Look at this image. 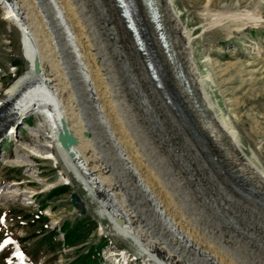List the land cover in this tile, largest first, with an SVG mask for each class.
I'll return each instance as SVG.
<instances>
[{"label":"bare ground","instance_id":"obj_1","mask_svg":"<svg viewBox=\"0 0 264 264\" xmlns=\"http://www.w3.org/2000/svg\"><path fill=\"white\" fill-rule=\"evenodd\" d=\"M3 1L10 7L9 14L16 17L23 27L34 67L7 90V96L2 100L0 139L31 112L47 116L54 126L57 125L53 129L57 130L59 138L65 136L69 141L71 136L68 153L72 166L81 173L90 196L103 200L105 212L118 223L124 236L138 240L148 254L160 258L165 264H224L215 257L209 241L201 238L200 227H209L213 219L212 190L225 191L223 185L234 183L232 176L222 168L224 165L232 171L239 164H245L248 172L263 184L264 169H260L254 154L249 157L244 153L240 134L231 121L216 115L212 98L205 90L207 82L195 61L193 31L183 23L177 1L159 0L165 28L184 72L206 108L215 113L223 132L216 130V124L203 123L159 55L164 73L171 82V92L178 103L174 113L169 110L155 89L145 65L143 67V58L136 51L132 37L120 18L118 20L114 0ZM246 20L247 23L243 22ZM227 21L264 27L260 16L248 13L219 15L211 26ZM142 24L152 39L144 20ZM102 41L117 49L123 65L102 66L96 61L93 50H100ZM34 43L36 47L32 46ZM31 50H34L33 54ZM104 73L107 74V82ZM118 78L120 83L131 84L138 101L118 90L121 87L117 85ZM117 99L126 108L127 119L132 116L133 107H137L144 121L149 115L156 124L160 118L164 119L178 145L169 147V161L159 160L150 166L146 164L148 162L141 161L119 122L115 108ZM177 116L184 118L202 136L209 135L212 141L217 137L216 140H226L227 145L235 146L232 153L227 150L230 153L227 162L217 163L220 177L182 132ZM157 125L160 127L159 123ZM159 133H151V137L157 141L161 155L167 152L163 141H168V145L170 141L162 139ZM53 141L59 143L58 138ZM179 150L189 155L186 162L178 157ZM160 177L166 179L163 181L167 183V189L170 186L175 189L187 211L194 216L195 223L172 202ZM168 183L171 185L167 186ZM217 216L220 217L219 214Z\"/></svg>","mask_w":264,"mask_h":264},{"label":"rangeland","instance_id":"obj_2","mask_svg":"<svg viewBox=\"0 0 264 264\" xmlns=\"http://www.w3.org/2000/svg\"><path fill=\"white\" fill-rule=\"evenodd\" d=\"M176 1L183 23L193 31L195 61L207 82L205 90L212 98L216 115L231 121L240 134L244 153L249 157L254 154L260 169H264V27H249L233 21L211 26L219 15L230 13L254 14L264 21V0ZM9 12L8 4L0 0V104L7 90L34 67L23 27ZM100 45V50H93L100 65H123L116 48L105 42ZM32 46L36 47L35 43ZM31 52L33 54L34 50ZM119 78L118 90L138 101L131 84L120 83ZM104 79L107 82L106 73ZM124 90L127 93L124 94ZM113 97L117 95L114 93ZM117 101L119 122L141 161L148 162L147 165L159 160L169 161V147H175L177 142L164 119H159L161 128L148 114L144 121L137 107H133L132 116L127 119L126 108L119 99ZM17 125L0 139V264H71L79 254L99 245H102L99 264H165L148 254L138 240L124 236L118 223L105 212L103 200L90 196L81 173L69 160L68 151L53 141L59 139V133L53 129L57 125L54 126L50 118L31 112ZM157 132L162 139L170 141L169 145L168 141H163L167 152L161 155L157 141L151 137V133ZM65 133L70 136L66 130ZM178 152V157L186 162L189 155ZM238 164L240 166L232 171L227 165L222 167L234 180L223 185L225 191L216 192L211 187L213 219L209 227H200L201 238L209 241L215 257L224 264H264V249H261L264 247V184L248 172L245 164ZM160 178L172 202L194 222V216L187 211L175 189L169 183L167 189L163 181L166 179ZM62 187L65 189L61 194L48 197L50 192ZM73 194L83 204L82 216L71 203ZM39 210L43 215L40 218ZM67 222L82 224L77 246L63 244L61 232ZM51 232L59 234L54 243L59 246H55L54 252L50 245L40 242L42 233L48 236Z\"/></svg>","mask_w":264,"mask_h":264},{"label":"water","instance_id":"obj_3","mask_svg":"<svg viewBox=\"0 0 264 264\" xmlns=\"http://www.w3.org/2000/svg\"><path fill=\"white\" fill-rule=\"evenodd\" d=\"M114 2L119 14L118 16L132 37L133 44L137 49L136 51L143 58L146 71L154 82L155 89L159 92L169 110L174 113L178 103L171 92V82L164 73L159 55L167 64L172 79L181 87L182 92L192 103L194 110L199 114L203 123L205 125L216 124V130L223 132L215 113L207 109L201 101L189 77L184 72L177 54L173 50L171 38L165 28L163 15L160 11L159 0H114ZM142 20L150 28L152 39L147 30L143 29ZM177 119L182 132L195 144L205 162L215 169L217 171L216 174L220 177V171L218 172L220 167L217 163L219 161L227 162L235 146L231 145L230 147V145H227L226 140H216L217 137L215 141H212L209 139V135L202 136L201 132L196 131L188 125L184 118L177 116ZM62 128L63 124H61ZM63 137L60 136L58 141L63 148L69 151V146H71L72 142L67 141L65 136ZM227 150L230 153H227ZM71 203L76 209L77 214L82 216L84 208L74 194L71 195Z\"/></svg>","mask_w":264,"mask_h":264},{"label":"trees","instance_id":"obj_4","mask_svg":"<svg viewBox=\"0 0 264 264\" xmlns=\"http://www.w3.org/2000/svg\"><path fill=\"white\" fill-rule=\"evenodd\" d=\"M65 187L58 188L56 190H53L50 192V195L48 197L59 195L63 192ZM45 207V204L42 205V208ZM39 218L43 215L41 212H39ZM82 227L81 222H77V224L72 225L70 222H67L64 224L61 235L64 239L63 244L67 247H74L78 245V242L80 241L81 234L79 233L80 228ZM44 233H42V238L40 242L46 243L50 245V249L52 252L55 251V246L59 244L55 243V238L58 236V232H51L48 234V236H43ZM53 241V242H52ZM103 245H105V242H102ZM102 248V245H99V247L92 248L88 250L86 253H81L76 257V259L71 262V264H99L100 262V250ZM35 253H37V249L35 250Z\"/></svg>","mask_w":264,"mask_h":264}]
</instances>
